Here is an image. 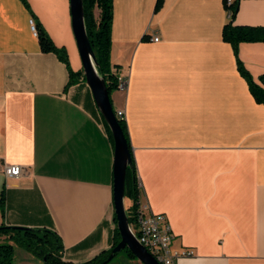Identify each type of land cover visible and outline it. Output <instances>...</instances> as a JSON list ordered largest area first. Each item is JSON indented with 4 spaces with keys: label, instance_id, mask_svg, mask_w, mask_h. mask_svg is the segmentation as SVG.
Returning <instances> with one entry per match:
<instances>
[{
    "label": "crops",
    "instance_id": "crops-1",
    "mask_svg": "<svg viewBox=\"0 0 264 264\" xmlns=\"http://www.w3.org/2000/svg\"><path fill=\"white\" fill-rule=\"evenodd\" d=\"M156 1L113 0L109 61L126 86L110 99L125 115L138 203L165 216L173 252L186 253L175 264H264V105L222 40L225 2ZM31 19L82 71L69 0H0V225L50 230L65 263L86 264L115 241L113 144L85 80L68 85ZM233 24L264 26V0H240ZM237 55L259 84L264 42ZM5 163L25 171L7 178ZM117 255L107 264H142ZM12 264L44 262L15 247Z\"/></svg>",
    "mask_w": 264,
    "mask_h": 264
},
{
    "label": "trees",
    "instance_id": "trees-1",
    "mask_svg": "<svg viewBox=\"0 0 264 264\" xmlns=\"http://www.w3.org/2000/svg\"><path fill=\"white\" fill-rule=\"evenodd\" d=\"M22 1L25 2V0ZM239 1L240 0H234L231 5H225L226 9L228 8L231 10L232 14L229 22L222 27L221 37L223 41L231 45L236 59L237 70L246 80L249 91L255 102L264 105V75L258 78L259 84L256 83L243 67L237 55L238 45L241 42H264V26L234 25L233 17L237 10ZM161 3L162 0H157L155 8L158 9L161 6ZM95 10H98L97 16L95 15ZM83 12L85 29L95 55L97 71L103 77L107 91L109 95H111L112 91L117 89V75L113 71L114 69L111 67L109 61L111 25L113 20V0H83ZM36 35L40 50L46 53H55L69 68L67 55L64 49L55 47L48 35L38 24H36ZM77 76H82V79H84L82 71L74 73L69 68L68 85L73 84L75 82V77ZM118 122L122 128L132 156V165L130 169H127L125 177V198L130 199L132 202L130 208L126 210V214L129 225H133L135 222V212L138 208L139 199L136 166L125 121L118 119ZM103 124L113 144L111 133L104 120ZM3 202L4 197L1 194V210ZM115 233V241L109 251L101 253L97 258L86 264H98L107 259L112 248L120 240V235L117 229H115ZM0 237H3V240L0 242V264H12L15 247L25 250L33 257L41 261H43V258L45 257L46 261L44 264H67L62 260V245L59 241V237L50 230L0 225ZM123 251H125L129 256L134 257L128 249L125 248Z\"/></svg>",
    "mask_w": 264,
    "mask_h": 264
},
{
    "label": "water",
    "instance_id": "water-1",
    "mask_svg": "<svg viewBox=\"0 0 264 264\" xmlns=\"http://www.w3.org/2000/svg\"><path fill=\"white\" fill-rule=\"evenodd\" d=\"M72 30L79 53L85 83L89 87L100 115L106 123L113 139V175L112 201L116 220V229L120 235L119 242L112 248L109 256L98 264H107L125 248L142 264H160L138 241L132 232L125 209V177L131 168L132 156L122 128L115 116L110 95L103 77L97 71L94 52L84 24L83 0H69ZM46 258H43V262Z\"/></svg>",
    "mask_w": 264,
    "mask_h": 264
},
{
    "label": "built area",
    "instance_id": "built-area-1",
    "mask_svg": "<svg viewBox=\"0 0 264 264\" xmlns=\"http://www.w3.org/2000/svg\"><path fill=\"white\" fill-rule=\"evenodd\" d=\"M225 5L229 6L233 0H224ZM228 17H231V10L227 8ZM30 29H36L35 22L29 21ZM151 41L157 42L158 37L153 36ZM126 86V80L117 75V88L123 90ZM115 116L117 119L125 121V115L122 110H116ZM4 175L8 177H17L24 170L20 165L4 164ZM138 188L139 185H138ZM132 232L137 237L138 241L146 248L149 253H156L160 264H175V260L185 252H173L171 244L174 235L169 224L163 214L153 213L147 204L138 203V208L135 212V222L130 225Z\"/></svg>",
    "mask_w": 264,
    "mask_h": 264
},
{
    "label": "bare ground",
    "instance_id": "bare-ground-1",
    "mask_svg": "<svg viewBox=\"0 0 264 264\" xmlns=\"http://www.w3.org/2000/svg\"><path fill=\"white\" fill-rule=\"evenodd\" d=\"M33 33L36 35V29H33ZM150 254L158 261V256L156 255V253H150Z\"/></svg>",
    "mask_w": 264,
    "mask_h": 264
},
{
    "label": "rangeland",
    "instance_id": "rangeland-1",
    "mask_svg": "<svg viewBox=\"0 0 264 264\" xmlns=\"http://www.w3.org/2000/svg\"><path fill=\"white\" fill-rule=\"evenodd\" d=\"M117 256H118V255H117ZM117 256H116V257H117Z\"/></svg>",
    "mask_w": 264,
    "mask_h": 264
}]
</instances>
